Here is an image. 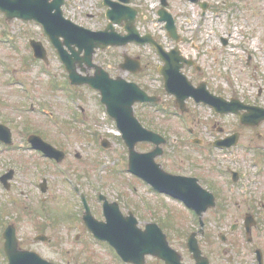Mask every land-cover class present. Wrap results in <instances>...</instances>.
I'll use <instances>...</instances> for the list:
<instances>
[{
  "label": "rangeland",
  "instance_id": "1",
  "mask_svg": "<svg viewBox=\"0 0 264 264\" xmlns=\"http://www.w3.org/2000/svg\"><path fill=\"white\" fill-rule=\"evenodd\" d=\"M167 1V9L175 17L179 34L187 39L182 45V51L188 56L196 55V60L201 67L199 72L185 68L184 72L189 78L191 77L195 82L207 81L208 88L216 94L237 97L241 101L264 107V0H199L206 4L204 9L199 2ZM130 4L135 5L139 11L136 24L140 31L151 32L154 37L165 41L166 32L162 27L163 24L155 22L159 0H130ZM104 10L102 0H65L63 5L66 17L94 30L103 28L106 24ZM3 20L4 17L0 12V113L3 114L2 119L9 118L17 143H22L24 139L19 133L20 124L27 120L37 124V128L33 130L42 132L44 140L55 147L58 146L68 154L65 155L60 168L53 163L52 166L47 158L43 159L32 150L0 153V173L10 163L15 174L10 192H5L0 185V232L3 224L13 223L22 246L32 247L42 257L52 259L57 264H120L113 252H109V257L108 252L97 245L88 244L85 239V243L76 240L75 235L80 232V229L74 218L81 209L79 198L70 191L69 183L76 184L84 195L94 196L96 189H99L111 199L122 197V202H126L125 208L128 206L133 208L138 198L151 205L156 201V205L163 206V202L161 198L157 196L153 198L146 193L142 185L138 188L142 195L137 197L131 193L128 183L132 182L133 177L125 172L126 161L123 158V154L124 157L127 155L126 148L122 141L116 139V131L103 119V109L97 103V92L85 86L79 87L80 89L75 87V102L81 105L68 102L67 89L56 85L57 82L64 80L65 71L40 26L33 21L24 22L14 19L6 23ZM115 28L120 30V26L116 25ZM222 36L227 40L224 45L219 40ZM29 38L41 40L46 47L49 65L45 72L41 67L42 61L32 60L33 55L30 56ZM190 39L194 43H191ZM167 42L168 45L171 44V41ZM123 52L132 56L140 54L142 61L147 62L146 69L134 79L140 84H150L148 85L150 91L163 99L164 105L159 106L160 109L155 112V123L160 128L172 132L170 138L180 135L179 133L185 130L186 125L205 131L206 124L214 119L222 120L224 124H229V120H233L232 115L216 116L207 105H197L189 99L184 113L174 108L173 97L161 88V77L155 70L160 62L149 46L139 47L129 44L125 47H109L98 50L94 61L112 74H121L125 77L126 72H121L118 68ZM1 62H5L9 70L15 72L18 80L24 81L28 89H31L38 97L34 96L31 101L27 100L23 98L20 86L8 84L9 71L8 74L2 71ZM52 74L57 78V82H53L54 88L51 87L50 81ZM16 92L20 96L15 95ZM13 101L22 102L26 106L38 102L46 111L51 112L52 117L47 119L39 113L17 112L13 110ZM80 106L84 110L81 114ZM161 107L167 109L166 116ZM73 111L78 118L82 117V122L80 120L74 122L73 116L70 118ZM56 116L61 121V125L53 124ZM177 116L179 118H176ZM193 117L199 118L202 122H196ZM67 120L72 127L68 129L71 131L70 139L60 133ZM89 123L91 126L98 125L96 132L110 134L113 142L111 148L112 150L116 148L113 151L114 154L110 151L103 152L97 147L94 137L90 132H85ZM259 130L263 131L264 127ZM145 145V143L138 144L137 149L142 150L146 148ZM165 147L167 153L164 157L165 161L168 162L169 158H178L179 161L181 148H175V152L170 151L173 150L170 142ZM77 153L80 154L79 158L75 157ZM249 159L250 155H242L240 161L247 163ZM92 161L97 162L94 164ZM98 163L102 165L95 169ZM63 169L68 175L61 174ZM119 176L123 180H120ZM44 180L47 188L45 192H41L37 184L43 183ZM110 180L113 182H109ZM20 190L23 193L19 194ZM16 205L23 209L20 217H17ZM165 205L179 212V218H181L182 207L178 202L167 200ZM9 212L14 216L16 214V217L6 215ZM210 215L207 216V227L212 228L213 219ZM36 234L47 235L49 241H34ZM85 236L86 234L81 230V237L85 238ZM172 237L177 236L173 234ZM2 244L3 239L0 234V264H6L7 260L1 252ZM150 262L149 260L148 263ZM186 263L190 264V261Z\"/></svg>",
  "mask_w": 264,
  "mask_h": 264
},
{
  "label": "flooded vegetation",
  "instance_id": "2",
  "mask_svg": "<svg viewBox=\"0 0 264 264\" xmlns=\"http://www.w3.org/2000/svg\"><path fill=\"white\" fill-rule=\"evenodd\" d=\"M181 41L183 42L182 39ZM110 74L113 77L116 76L111 72ZM138 75L127 72L126 79L133 80ZM62 81L65 82V80ZM8 84L10 83L8 82ZM63 85L65 84L63 83ZM69 86L75 88L73 85L69 84ZM68 94L69 96L71 95L69 92ZM15 95L20 96L18 92ZM13 102V110L26 112L25 104L19 101ZM68 102L72 103L75 101L74 99L70 101L69 98ZM98 105L105 110L100 103ZM29 108L31 111L36 109L32 104ZM69 112L70 108L68 109ZM83 112L84 110L80 106L79 113ZM133 112L143 126L158 131L167 138V131L156 127L152 106L136 103L133 105ZM72 116L74 117V122L76 120L82 122V118H76L75 111L72 112L70 118ZM2 117L3 114L0 113V123L10 128L12 141L11 143L9 142L10 144L0 141V153L18 152L28 149L29 147L25 141L30 133H36L33 132V129L37 128V124L27 120L21 122L19 133L24 139L22 143H17L13 136L14 130L10 126L9 118L2 119ZM106 118L111 121L107 115ZM232 119L229 120V124H224V121L214 119L211 123L208 122L206 124L207 129L205 131L190 127L187 132L183 131L180 134L181 138L170 142L173 149L170 151L175 152L174 149L177 147L182 150L181 155H179V161L178 158H169L168 162H166L164 159L167 156L165 149H163L162 155L156 159L163 170L175 176L189 178V194L194 201L199 202L196 204L197 208H199L197 210L198 213L192 210L189 211L184 206L185 210L182 211L181 218L174 216L172 210L165 205V201L171 200L172 197L165 193L159 194L157 191H152V193L161 198L163 206L161 204L156 205L155 201L152 205H149L147 213L143 214L141 205L136 201L131 210L127 209L125 211V205L122 204L120 198L109 199L106 193L98 190H96L94 196L86 195L91 213L95 218L102 221L103 202L106 200L109 203H117L120 213L124 215L131 211L137 219V225L141 228H144L147 223L157 225L152 228L153 239L160 243L165 242L166 239L170 246L176 249L179 248L184 264H187L188 260L190 264H195L193 253L189 251V245H197L201 255L207 258L209 264H264V130H259L264 127V120L251 125L242 123L240 116L236 114L232 116ZM193 120L202 122L195 117H193ZM69 128L72 127L70 121L67 120L64 122V130L60 131L65 138L70 136L71 131L68 130ZM97 129L98 125L91 126L89 123L85 128V132H90L91 136L102 140V134L96 132ZM0 134L3 138L5 137L2 132ZM40 136L45 138L44 135ZM103 136L111 140L110 136L105 134ZM145 144L146 148H143L144 150L153 148V144ZM56 149V153L63 152L61 157H58V160L60 162L64 161L65 155L68 153L58 146ZM242 155H250V161L247 163L241 162ZM75 157L79 158L80 154H75ZM51 160L53 159L48 157L50 163ZM14 176V170L9 163L2 174H0V179L3 181L1 186L5 192L11 191ZM195 182L206 189L210 196L201 195ZM140 183L142 181L136 177L135 186L140 185ZM37 185L39 188V183ZM135 186H133L134 189ZM75 189L77 190V188ZM20 193H23V191L20 190ZM100 193L103 196L99 195ZM13 201L16 202L17 200ZM211 202L213 203L211 204ZM15 211L17 212V217L23 214V209L18 205H16ZM16 214L14 217H16ZM209 214H211L210 216L213 219L212 228L207 227V216ZM79 223L83 233L86 234L88 230L81 222V217L79 218ZM156 231H161L164 237L159 236ZM173 234L177 237L173 238ZM76 237L79 238L80 236L77 235ZM87 237L93 238L89 234ZM94 240L97 241L96 239ZM98 242L102 246H108L107 242ZM20 246L22 248H30L21 244ZM148 257L151 259L152 264H165L164 261L154 256L148 255Z\"/></svg>",
  "mask_w": 264,
  "mask_h": 264
},
{
  "label": "water",
  "instance_id": "3",
  "mask_svg": "<svg viewBox=\"0 0 264 264\" xmlns=\"http://www.w3.org/2000/svg\"><path fill=\"white\" fill-rule=\"evenodd\" d=\"M166 5L165 0H162ZM64 0H0V10L4 13L7 19L19 17L24 20L34 19L41 23L45 33L50 42L56 48L57 53L68 71L69 79L74 84H87L88 86L98 90L101 94V100L106 104L108 112L115 118L117 126L122 130V137L128 148V168L130 171L144 176L149 179L148 172L150 166L152 169H159L155 164L153 158L161 153L159 143L164 140L160 136L150 130L144 129L138 121L131 115V104L134 101L156 100L155 97L147 96L135 83H127L123 78H110L106 71L100 66L92 63V56L95 48L104 49L108 45H124L128 41H135L139 43L152 42L156 47L161 49V46L156 44L150 35L140 36L135 27L134 20L136 10L132 7L122 4L128 0L111 1L105 0L104 4L109 7L106 10V17L109 19L107 26L103 30L91 31L80 25L75 24L70 19L63 16L61 5ZM160 20L166 21V28L170 35L176 38V30L171 15L161 9L159 11ZM125 21L124 29L126 34L117 33L114 30L113 23H120ZM60 37L62 39H60ZM35 50V55L45 57V52L40 42L31 41ZM66 46L70 53L64 48ZM76 47V50H75ZM41 51L44 54L41 55ZM84 52L82 56L79 53ZM161 57L165 64L159 71L163 74L165 81V88L168 92L175 94L176 102L183 107V100L188 96L198 101L210 103L216 110L220 112L237 111L240 108L250 109V112L241 115L243 123L254 124L257 121L264 119V109L257 107H249L247 105L237 104L236 100L231 102L225 101L221 97L212 95L205 88V83L199 84L198 87L193 88L186 77L180 73L179 64L175 61L178 59V50L172 52L161 51ZM85 62L87 68L94 67L95 73L90 76H82L76 71L75 62ZM175 61V62H174ZM190 64L191 62H185ZM85 71V68H81ZM125 108L128 115L126 119L123 115L118 113L119 108ZM257 111V113H255ZM136 126V127H135ZM3 133L7 139L9 131L4 126L0 125V133ZM0 137L1 134H0ZM30 142L33 147L43 150L46 155L61 157V153H56L55 149L43 142L39 136H30ZM153 141L156 147L145 153H140L135 150L137 141ZM58 155V156H57ZM58 158V159H59ZM183 178L170 176L168 179L161 181L155 179L157 187L162 190V187L170 191L174 196L184 199L187 204L195 207L199 202L184 198L185 191L182 183ZM114 207V206H113ZM85 220L88 226L95 231L101 232L103 235L113 237L122 235V243L117 245V251L123 259L132 261L135 259L134 254L137 252L140 257L145 253H154L157 256L166 260L167 264H180L179 256L175 251L166 245L169 253L165 254L163 247L159 242H154L152 238V228L154 225H148L145 230L138 229L135 226V221L132 217H125L116 219L114 215L109 214L107 223L97 222L87 212ZM94 221V222H93ZM90 223H95L92 225ZM122 223L121 225H117ZM139 237L138 242L133 240V236ZM4 251L9 260V264H54L42 259L38 254L32 251L19 250L17 238L13 226H8L4 232ZM43 239L45 237L42 236ZM121 240V239H120ZM193 256L196 259V264H208L207 259L201 257L199 249L196 245L190 246ZM166 251V252H167ZM141 262V261H140Z\"/></svg>",
  "mask_w": 264,
  "mask_h": 264
}]
</instances>
